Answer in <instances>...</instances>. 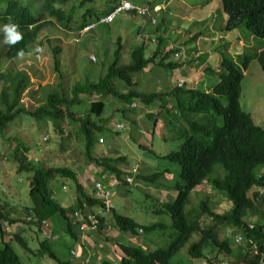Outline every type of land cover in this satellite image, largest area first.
<instances>
[{
  "label": "trees",
  "instance_id": "16d2710c",
  "mask_svg": "<svg viewBox=\"0 0 264 264\" xmlns=\"http://www.w3.org/2000/svg\"><path fill=\"white\" fill-rule=\"evenodd\" d=\"M123 1L129 2L134 10L122 14L147 17L150 10L160 7L157 4L139 7L128 0H0V44L8 41L2 51L0 50V137L13 121L20 116H25L24 118L29 120L35 128L43 130L45 135L57 137L49 150L42 148L44 152L63 153L65 151L58 147L65 138L71 137L66 132L67 127L75 126L77 127L75 137L83 147L87 165H93L96 169L105 171L108 181L112 178L122 180L126 177H134L138 180L143 179L151 187L158 185L174 193L175 198L171 203L168 202L159 207L156 203L152 204L155 210H151L154 215L170 214L174 234L173 237L170 236L172 237L170 244L164 248L155 247L153 250H145L142 246H135V244L117 243L121 250L118 264H178L179 262L174 263L173 259L192 238H197L199 241L191 244L186 257L205 258V251L208 248H214L218 251L216 258L220 262L232 264L231 259L234 258L237 264H264V129L254 123L250 113L241 108L239 99L245 75L241 67H237L230 59L222 58L219 71L212 69V65L207 66L205 72L218 79L217 83L207 88L208 90H188L180 88V85L174 88L171 96L177 99V106L173 109V107L169 108L168 100L163 93L140 90L137 79V76L153 65L155 59L160 56V45L153 54L147 51L144 44L138 49L134 48L131 53L132 62L124 64L121 63L123 44L120 38L114 60L97 81L91 80L90 77L80 82L68 80L71 84L70 91L62 88V85H57V89L60 88L61 92L50 93L44 105L34 107L28 103L27 108L20 107V102L25 99L24 91L29 87L28 77L23 72L13 74L7 71L9 69L7 64H12L31 54L35 45L40 42L45 45V50L51 56L53 72L59 79L66 80V74L59 68L62 45L56 46L61 41H54L49 37L39 40V37L47 34L43 29L50 25V21L56 22L59 27H70L76 17H79L81 24L78 33L86 27L110 25L100 23V20L113 13ZM69 5L72 9L68 13L66 8ZM85 6H88L86 10H84ZM102 6L105 10L101 8ZM220 6L227 14L226 29L228 31L245 26L252 31L255 38L264 40V0H220ZM75 8L79 9L75 12ZM138 10L144 13H138ZM80 12L83 13L80 14ZM10 23L18 25V31L22 34V39L16 43H11L3 31V26ZM95 28L86 32L85 35ZM176 52L173 50L171 54ZM168 58L167 55L160 58V67L173 71L179 70V67L182 68L183 64L174 61L165 64ZM253 59L259 61L264 72V49ZM253 59H247L244 64L246 70L248 62H252ZM1 62L7 63L5 67ZM137 102H140L144 108L152 109L156 106L155 111L150 112L154 125L157 124L155 117L159 114L162 115L170 110L175 111L177 116L171 122L179 123L174 127V131L180 144H175L171 153L160 158L168 163L176 164L180 168L179 174L165 168L143 177L134 173L133 167H128L125 156L102 158L94 155L99 137L111 134L107 123L112 120L105 116L107 113H113V109H116L115 113H121L128 118L135 129L139 128L138 122L130 117L138 108V105H135ZM114 105L117 107L115 108ZM132 105L136 107L131 108ZM108 108L110 112H107ZM77 109L80 110L77 112ZM181 119L188 128L182 127ZM113 134L121 135L118 129ZM15 142L13 160L18 164L17 172L32 173L29 184L32 206H26L25 220L30 218L32 221L27 222L37 227L41 233L50 227L48 222L49 227L46 228L43 221L54 218H57L58 229L66 228L65 232L75 243L82 237L80 227L86 222L84 220L89 222L94 218L99 220L96 233L107 237V241L111 240L109 232L112 227L127 238L139 236L140 230L147 233L162 231L166 228L165 224L142 226L130 217L117 214L114 204L110 211L113 217L107 220L105 216L110 212L106 211L105 200H99L97 196L91 195H98L99 191L95 186L102 181L92 177L93 187L92 181L89 180L90 184H88L92 187V193L89 194L79 181L80 174L85 173L84 169L80 168L78 173L69 167L48 165L44 161H30L33 150L19 139H15ZM51 142L44 143L43 146L46 148ZM141 148L145 152H152L147 147ZM34 150H38L37 145ZM35 155L39 153L36 151ZM166 175H172L171 187L165 181ZM55 181L65 184L62 187L64 190H67V187L70 190L67 182L73 184L74 207L65 208L54 198L52 185ZM205 183L231 202L232 209L229 212L219 213L211 209L207 201L201 202L196 213L185 212L192 192ZM102 186L108 190L107 185ZM128 186L123 183L118 188H128ZM251 191H253L252 195H250ZM259 207H263V211L254 228L250 229L248 217L256 213ZM76 213H81L80 217H76ZM10 214H5L0 205V235L2 236L3 226L7 225L4 222L15 229L13 225L16 221ZM203 217L211 219L212 225L203 227ZM223 225H229L241 231L247 241L245 249L234 251L228 239L221 240L218 229ZM50 231L55 236L52 229ZM20 232L14 231L13 237L9 236V238L19 244L24 251L32 252ZM11 241H2L4 247L0 248V264H23L21 257L11 246ZM254 246L257 248L256 253L252 252ZM245 252L248 253L245 255ZM38 253L41 256L48 255L60 264H73L59 260L48 244V239L40 244ZM94 259L95 257H92L88 264H91ZM101 264H114V262L106 259Z\"/></svg>",
  "mask_w": 264,
  "mask_h": 264
},
{
  "label": "rangeland",
  "instance_id": "374dc122",
  "mask_svg": "<svg viewBox=\"0 0 264 264\" xmlns=\"http://www.w3.org/2000/svg\"><path fill=\"white\" fill-rule=\"evenodd\" d=\"M128 1L139 7H147L150 4H157L160 7L157 10H150L147 17L130 14L119 15L113 24L98 25L91 33L86 35L81 34L82 30L78 33L81 24L79 17L74 18V12L72 13L74 20L71 22L70 27H59L56 22L50 21V25L43 29L47 34L39 37V40L49 37L51 40L61 41L56 46L62 45V54L59 55V68L66 74V80L59 79L57 74L53 72L54 67L52 60H50L51 56L45 50V45L40 42L35 45L31 54L24 56L22 59H18L12 64L1 62L4 67L7 64L9 68L7 71H11L13 74L23 72L28 77L29 87L24 91L25 99L20 102V107L27 108L28 103H31L34 107L44 105L50 93L58 92L59 94L61 92L60 88L57 89V85H62V88L70 91L71 84L68 80L80 82L90 77L91 80L97 81L99 77L105 74L107 67L114 60L117 42L121 38L123 44L121 63L124 64L132 62L131 53L134 48L138 49L144 44L147 51L153 54L160 45V56L155 59L153 65L138 75L137 79L140 83V90L150 93H163L168 100L169 108L173 107V109H176L177 99L171 96V91L173 92L174 88L178 86L179 79L185 81L183 88L206 91L208 87L218 82L214 75L205 72L207 66L212 65V69L219 71L222 58L230 59L237 67H241L245 75L239 99L241 108L243 111L250 113L254 123L264 129V72L259 61L253 59L263 51L264 40L255 38L252 31L245 26L228 31L226 29L227 14L222 10L220 0ZM87 8L88 6H85L84 10ZM101 8L105 10L104 6ZM71 9L72 6L69 5L66 11L69 13ZM78 9L75 8V12ZM82 13L80 12V14ZM75 22L77 24H74ZM159 37L164 39H158ZM6 43L8 41L0 44L1 51ZM173 50L177 51L176 54H171ZM165 55L169 57L165 64L171 63L170 61L184 62L186 59L189 66L182 72L178 69L175 71L166 70L160 67V58ZM248 58L253 60L248 62V69L246 70L244 64ZM135 105H138V108L130 117L138 122L139 128L135 129L128 118L121 113H115L116 109H113V113H107L105 116L112 120L107 123L111 134L99 137V139L104 140V144L101 145L98 141L94 155L102 158L125 156L128 167H133L132 171L143 177L150 176L165 168L179 174L180 168L176 164L161 159L172 152L171 150L175 144H180L174 131V127L179 123L171 122L177 116L175 111L170 110V112H164L162 115L159 114L155 117L157 124L154 125L150 112L155 111L156 106L149 109L144 108L140 102L135 103ZM79 110L77 109V112ZM107 112H110L109 108ZM24 117L20 116L16 121H13L0 137V205L5 214L9 215L11 213L10 215L16 221L13 225L15 229L4 222L7 225L3 226V236L0 235V248L4 247L3 240L8 242L12 240L9 236L13 237L14 231L20 232L24 229L20 234L27 241L32 252L24 251L14 240L11 241V246L21 257L23 264H60L48 255L41 256L38 253L40 244L47 239L53 252L64 263L88 264L92 257H95L91 264H101L106 259L113 260L114 264H118L121 250L118 248L117 243L135 244V246H142L145 250H153L155 247L164 248L170 244L171 238L174 236L170 214L154 215L151 210L153 209L152 204L156 203L159 207L160 205H166L168 202L171 203L175 195L170 189L158 185L151 187L143 179H135L133 185L128 186L129 189L110 188L113 194L110 201H113L117 214L130 217L142 226L165 224L166 228L162 231L144 233L141 230L139 236L127 238L112 227L109 232L111 240L107 241V237H102L95 231H89L86 238H80L75 243L65 232L66 228L58 229L57 218L49 221L45 220L46 223H50L49 229H52L55 234L50 238L44 235V232L41 233L37 227L28 223V219L25 220L27 217L25 209L26 206H32L29 197V184L32 173L19 174L17 172L18 164L13 160L16 147L15 139H19L33 150L30 161H44L48 165L69 167L78 173L80 168L84 169L85 173L84 175L80 174L79 181L85 186L89 194L92 193L93 178L106 183L108 182V175L105 171H100L93 165H87L83 147L75 137L77 127H67L66 132L71 137L65 138L58 147L65 152H54V154L50 151L44 152L42 148L49 150L57 137L52 138L50 135H45L43 130L35 128ZM181 122H183V119H181ZM118 124H124L125 126L124 129H120L122 131L119 136L113 134L114 131L117 132V129H119ZM182 127L184 129L188 128L184 122ZM50 134L52 135V133ZM50 141L52 142L45 148L44 143ZM36 145L39 152L34 150ZM141 147H147L152 152H145ZM36 151L39 155H35ZM171 179L172 175H166L165 181L170 187L173 184ZM89 180L92 181V187L88 185L90 184ZM66 184L70 186V190L68 187L67 190L62 189L65 184L60 181L53 183L54 198L65 208L74 207L75 187L70 182ZM252 193L253 191L250 192V195ZM91 195L97 196L99 200H105V204L109 205L105 197ZM202 201H207L211 209L222 214L232 209L231 202H228L224 196L205 183L195 192H192L185 212L196 213ZM262 211L263 207H259L256 213L254 212L253 215L248 217V223L254 226ZM80 215L81 213H76V217H80ZM105 217L107 220H111L113 216L110 212ZM84 221L87 222L88 220ZM210 223H213L211 219L203 217V227L212 225ZM50 230L48 232H51ZM218 231L221 240L228 239L230 241L232 250L240 251L247 246V241L240 230L229 225H223ZM236 236L243 237V242L239 245L234 242ZM197 241L199 239L192 238L181 249L179 255L173 259V262H179L178 264H201V260L185 256L191 244ZM247 253L245 252V255ZM217 254V250L208 248L205 251L206 258L203 259V262L209 260V264H231L230 262H220L216 258ZM231 257L230 255V259ZM231 261L232 264L238 263L234 258Z\"/></svg>",
  "mask_w": 264,
  "mask_h": 264
},
{
  "label": "built area",
  "instance_id": "2783aa9c",
  "mask_svg": "<svg viewBox=\"0 0 264 264\" xmlns=\"http://www.w3.org/2000/svg\"><path fill=\"white\" fill-rule=\"evenodd\" d=\"M131 10H134V7L129 2L123 1L122 4L113 13H111L109 16L107 15V16L103 17L100 20V23L111 24L115 20V18L118 17L119 15H121L123 12H128ZM138 13H144V12L141 10H138ZM92 28H94V26L87 27L84 29V32H88ZM182 83L183 82L181 81L180 85H182ZM131 107L135 108L136 106L132 105ZM118 128H119L118 131H122V130H120L121 128L124 129L123 125H118ZM99 144H101V145L104 144V140L100 139ZM134 173H136V172L134 171ZM123 183H126L128 185H132L134 183V177H126L122 180H120L118 178H112L106 183L99 182L96 184L95 187L99 191L98 195L100 197H105L108 200L109 205H106V211L107 212H110L113 209V201L112 202L110 201V197L112 199L113 194H112V191L110 190V188H112V187L118 188L119 186L123 185ZM103 184L107 185L108 190L106 189V187L102 186ZM28 221H32V220L29 218ZM43 225L46 228L49 227V223H46L45 221H43ZM98 227H99V220L97 218H94L91 220L90 223L84 222L81 225V231H82L83 235H87L89 231H97ZM48 231H49V229H45L44 235H46L47 237L50 238L53 236V234L51 232H48ZM236 242L239 243L240 238H237Z\"/></svg>",
  "mask_w": 264,
  "mask_h": 264
},
{
  "label": "clouds",
  "instance_id": "9594fccd",
  "mask_svg": "<svg viewBox=\"0 0 264 264\" xmlns=\"http://www.w3.org/2000/svg\"><path fill=\"white\" fill-rule=\"evenodd\" d=\"M158 8H156V10H157ZM18 25H16V24H12V23H10V24H6V25H4L3 26V31L6 33V35H7V38H8V40L11 42V43H16L17 41H19L20 39H22V34H21V32L20 31H18ZM87 28V27H86ZM85 29V28H84ZM84 29L82 30V32H81V34H84L85 35V33L86 32H84ZM264 49V48H263ZM39 50V49H38ZM176 54V53H175ZM178 63H182L183 64V66H182V68L181 69H179L181 72L182 71H184V69L187 67V66H189V65H187V60L185 59V61L184 62H178ZM183 82L182 83V85H180V82ZM185 84V81H184V79H179L178 80V82H177V85H180V88H183V85ZM132 108V107H131ZM123 125V124H122ZM123 127H124V125H123ZM118 132H121V131H118ZM124 179V178H123ZM135 180V179H134ZM133 185V184H132ZM129 186H131V185H129ZM120 187V186H119ZM201 187V186H200ZM200 187H198V188H200ZM197 188V189H198ZM196 189V190H197ZM195 190V191H196ZM194 191V192H195ZM263 192V191H262ZM91 221H89V223H90ZM211 224V223H210ZM254 228V226H252V225H250V229H253ZM98 230V229H97ZM141 231V230H140ZM139 231V232H140ZM80 232H81V234H82V239H84V238H86L87 237V235H83V233H82V231H81V227H80ZM91 232H93V231H91ZM96 232V231H95ZM44 234V233H43ZM237 238H240V242L239 243H237L236 242V239ZM234 242H235V244L236 245H239V244H241L242 242H243V237L242 236H236L235 237V239H234ZM256 247L254 246L253 247V250H254V252L256 253ZM205 258H206V256H205ZM203 259L204 258H201V259H197V260H201L202 261V263L203 264H209L208 262H209V260L208 261H204L203 262ZM201 263V264H202Z\"/></svg>",
  "mask_w": 264,
  "mask_h": 264
},
{
  "label": "crops",
  "instance_id": "0c3cea01",
  "mask_svg": "<svg viewBox=\"0 0 264 264\" xmlns=\"http://www.w3.org/2000/svg\"><path fill=\"white\" fill-rule=\"evenodd\" d=\"M24 229L20 230V231H23Z\"/></svg>",
  "mask_w": 264,
  "mask_h": 264
},
{
  "label": "bare ground",
  "instance_id": "6f19581e",
  "mask_svg": "<svg viewBox=\"0 0 264 264\" xmlns=\"http://www.w3.org/2000/svg\"><path fill=\"white\" fill-rule=\"evenodd\" d=\"M103 18V17H102ZM95 28V27H94ZM96 184V183H95Z\"/></svg>",
  "mask_w": 264,
  "mask_h": 264
}]
</instances>
